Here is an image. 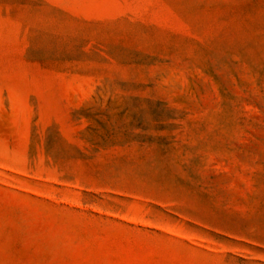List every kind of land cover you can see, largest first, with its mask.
Returning <instances> with one entry per match:
<instances>
[{
  "label": "rangeland",
  "instance_id": "374dc122",
  "mask_svg": "<svg viewBox=\"0 0 264 264\" xmlns=\"http://www.w3.org/2000/svg\"><path fill=\"white\" fill-rule=\"evenodd\" d=\"M0 264H264V0H0Z\"/></svg>",
  "mask_w": 264,
  "mask_h": 264
}]
</instances>
